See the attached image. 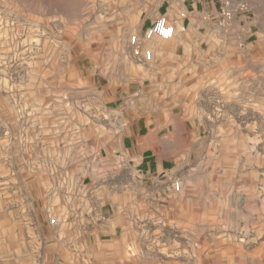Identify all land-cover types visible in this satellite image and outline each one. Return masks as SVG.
<instances>
[{
  "label": "rangeland",
  "instance_id": "obj_1",
  "mask_svg": "<svg viewBox=\"0 0 264 264\" xmlns=\"http://www.w3.org/2000/svg\"><path fill=\"white\" fill-rule=\"evenodd\" d=\"M160 3L0 0V264H264V0L227 30L169 7L146 61ZM131 112L168 123L148 176Z\"/></svg>",
  "mask_w": 264,
  "mask_h": 264
},
{
  "label": "crops",
  "instance_id": "obj_2",
  "mask_svg": "<svg viewBox=\"0 0 264 264\" xmlns=\"http://www.w3.org/2000/svg\"><path fill=\"white\" fill-rule=\"evenodd\" d=\"M142 1L143 0H131V19L137 17L136 6H137V4L140 5V3H142ZM157 1L161 2L160 3L161 5L166 4L167 8H166L164 15L167 17H168V11H170L169 7H173V6L178 8V11H179L178 14L184 13L185 17L180 19L182 26L185 27L184 30L189 29L190 27H194V26L199 25V23H201L200 19H201L202 15L214 14L216 12V7H217L216 0H198V1H194V0H157ZM258 1H262V0H258ZM256 2H257V0H256ZM254 5H255V3H254ZM152 23H150V25ZM145 30H144V32H145ZM144 32H143V34H144ZM132 80L133 79L128 80V84L131 83V86L133 83ZM133 94L134 93L131 92V100H130L131 104H133L135 102H140L142 100H144V102L147 103L145 101L146 97L139 96L140 97V100H139V99H136ZM143 98H145V99H143ZM141 111L144 114L146 112L145 109H143ZM134 114L135 113L131 112V168H133V169L134 168H140L141 170L139 172H137V174H140L141 176H148V174H150V172L152 170L151 169L152 163L150 160L152 155L147 154V152L152 150L153 140H156V141L163 140V138L167 137V134H165L166 133L165 129H166V126L168 125V123H167V120H163V118L160 117L158 119L159 121L156 123L157 126H155L154 129H152V125H151L152 121L149 117L147 118L146 115H144L142 113H138L135 115ZM162 129H164L163 133H161ZM170 133L173 136L172 143H173V145H175L177 142V135H176V133H174L173 130H171ZM178 139H180V137H178ZM182 148H183L182 146L179 147V150L182 151L183 150ZM155 166L157 168L159 167L158 164H156Z\"/></svg>",
  "mask_w": 264,
  "mask_h": 264
},
{
  "label": "built area",
  "instance_id": "obj_3",
  "mask_svg": "<svg viewBox=\"0 0 264 264\" xmlns=\"http://www.w3.org/2000/svg\"><path fill=\"white\" fill-rule=\"evenodd\" d=\"M152 2L153 0H146ZM198 1V0H194ZM252 0H216L217 7L214 14H205L203 19L214 21V25L222 30H227L231 27L236 19L250 20L247 14L252 10ZM179 18H184V13H179ZM178 19H169L165 15H160L157 19L145 30L142 38L138 35H132L129 38V46L134 50V54H142L146 61L151 60V50L141 48L143 41H151L158 38L164 41L171 40L176 35V24ZM141 51V52H140ZM172 189L175 192L180 191V182L175 180L172 182Z\"/></svg>",
  "mask_w": 264,
  "mask_h": 264
}]
</instances>
